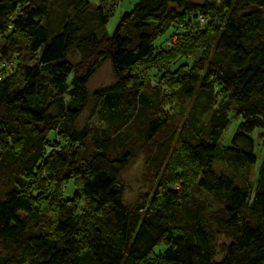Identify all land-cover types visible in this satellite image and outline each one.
<instances>
[{
  "label": "trees",
  "instance_id": "1",
  "mask_svg": "<svg viewBox=\"0 0 264 264\" xmlns=\"http://www.w3.org/2000/svg\"><path fill=\"white\" fill-rule=\"evenodd\" d=\"M112 16L0 0V264H264V0H138L109 35ZM106 62L103 128L79 131ZM254 135L255 185L218 174L258 163ZM141 155L149 191L129 206L122 175Z\"/></svg>",
  "mask_w": 264,
  "mask_h": 264
},
{
  "label": "rangeland",
  "instance_id": "2",
  "mask_svg": "<svg viewBox=\"0 0 264 264\" xmlns=\"http://www.w3.org/2000/svg\"><path fill=\"white\" fill-rule=\"evenodd\" d=\"M66 0H57V3L62 4ZM138 0H128L125 2H121L119 4V7L115 6V3L117 0H90V5L92 8H97L99 5L103 6L107 13L111 14L113 13V16L111 17V20L109 24L107 25L105 31L107 34L111 35L114 33L118 22L120 20L121 15L124 13L130 12L133 9L134 4ZM195 4L202 5L205 3L206 0H191ZM57 14H59V10L56 11ZM165 37H163L158 43L157 46L160 45V47H163L162 41L165 40ZM167 41L165 44L166 48ZM78 60L77 55H74L72 57V61L76 62ZM189 63L187 60H182L178 63ZM192 62V60L190 61ZM177 67V66H176ZM116 79L113 74L112 66L110 62L104 63L102 66H100L97 70V72L94 74V76L89 81L87 88L88 92L90 94V101L87 109L82 114L78 121L77 128L79 131H82L86 126L88 127H96V128H103V124L99 122V119L97 116H95L96 111V102L92 98V94L96 91L111 87L115 84ZM166 93V94H165ZM165 97L166 99V109L169 108L171 104L170 99V92L168 90L165 91ZM190 105L186 104L183 108L177 106L176 104L172 105V111L173 114H182V119L186 118L188 111H189ZM240 121L239 118H235L232 122V125L230 128L224 133L222 141H221V147L225 148L230 145L231 139L236 131V124ZM255 139V155L258 157V163L255 166H251L248 168V170L238 172L235 171L232 167H230L227 163L223 162H217L214 165V169L218 174H224L227 176H234L236 181L241 186H248L251 187L255 185L256 178H257V172L259 168L261 167L263 163V157H262V148L260 146V137L257 135L253 136ZM124 184L126 186V194H125V202L129 206H133L138 199L145 193H148L149 191V179L146 172V163L144 156L141 155L135 163H133L122 175ZM75 191V185L73 182H71L65 189V197H71ZM82 206V205H81ZM224 242V240H221ZM165 250V247L161 246L157 248V252H162Z\"/></svg>",
  "mask_w": 264,
  "mask_h": 264
},
{
  "label": "built area",
  "instance_id": "3",
  "mask_svg": "<svg viewBox=\"0 0 264 264\" xmlns=\"http://www.w3.org/2000/svg\"><path fill=\"white\" fill-rule=\"evenodd\" d=\"M201 23H205V20L202 18L201 20ZM179 33H176L169 41H168V43H167V46H172V45H174L177 41H178V39H179Z\"/></svg>",
  "mask_w": 264,
  "mask_h": 264
}]
</instances>
